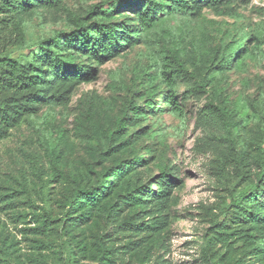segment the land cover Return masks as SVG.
<instances>
[{
    "label": "rangeland",
    "instance_id": "obj_1",
    "mask_svg": "<svg viewBox=\"0 0 264 264\" xmlns=\"http://www.w3.org/2000/svg\"><path fill=\"white\" fill-rule=\"evenodd\" d=\"M106 1L0 8V56L137 25L141 3L111 15ZM64 52L84 74L42 63L55 101L0 123V264H264V0L167 16L102 59ZM22 95L0 89V103Z\"/></svg>",
    "mask_w": 264,
    "mask_h": 264
},
{
    "label": "trees",
    "instance_id": "obj_2",
    "mask_svg": "<svg viewBox=\"0 0 264 264\" xmlns=\"http://www.w3.org/2000/svg\"><path fill=\"white\" fill-rule=\"evenodd\" d=\"M64 0H0V8L3 11L19 13L25 11L37 3H42L46 7H55ZM247 2L248 0H107L103 12L113 15L120 10L129 6L140 4L138 10V18L136 26H128L123 24H92L88 27H80L78 30L69 34L67 38L58 36L52 40V45L41 43L39 48L32 52V59L23 61L22 59H12L9 56H0V89L23 91V95L19 98L18 103L12 109L11 106L0 103V123L6 127L16 125L21 118L27 114L38 111L40 106L55 101L53 97H44L43 88L40 84L45 81L41 73L43 66L50 63L54 72L58 73L61 69L74 73V77H80L86 71L80 65L73 63L72 56L66 51L71 44L77 49L84 50L92 59H102V57L113 53L116 49L125 46H132L138 42L143 32L152 29L163 18L175 15H191L195 16L202 12L205 7L219 8L220 5L238 2ZM104 6V5H103ZM102 6H95L96 9ZM136 27V31L133 29ZM240 42H231L226 47L225 65H228L232 53L240 47ZM42 66V67H43ZM75 71V72H74ZM70 77L68 74L65 78ZM70 79V78H69ZM169 85H172V77L168 78ZM170 104L175 113H181V108L176 98L170 95ZM227 111L228 109L225 108ZM228 117V115H226ZM171 176L170 170H163V178L167 180ZM108 183H104L102 191L105 190ZM258 194L257 188L253 191V196ZM90 195V194H89ZM78 192L73 196V200L77 199ZM245 200L244 196L236 198L233 203L240 207ZM76 210L75 205L70 206L63 218H59L63 222L62 228L65 229L67 223L71 221L72 214ZM245 211L249 210L245 208ZM57 221V220H55Z\"/></svg>",
    "mask_w": 264,
    "mask_h": 264
}]
</instances>
